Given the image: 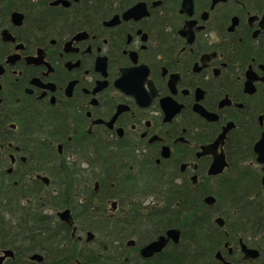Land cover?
Listing matches in <instances>:
<instances>
[{"label":"flooded vegetation","instance_id":"af4514ba","mask_svg":"<svg viewBox=\"0 0 264 264\" xmlns=\"http://www.w3.org/2000/svg\"><path fill=\"white\" fill-rule=\"evenodd\" d=\"M3 6L0 264H81L94 243L116 248L112 263L155 264L182 241L171 192L189 188L217 237L199 242L198 264H264L262 172L236 157L264 132V0ZM224 128L227 166L209 175L202 147ZM170 228L177 243L140 254Z\"/></svg>","mask_w":264,"mask_h":264},{"label":"trees","instance_id":"16d2710c","mask_svg":"<svg viewBox=\"0 0 264 264\" xmlns=\"http://www.w3.org/2000/svg\"><path fill=\"white\" fill-rule=\"evenodd\" d=\"M8 7L9 6L0 7V11L2 15H4ZM256 137L257 136L253 137L250 141H246V142L239 144V148L236 151L237 158H241L244 161L251 160L254 158L252 146H253V141L255 140ZM171 193H172L171 205L173 209L172 211L173 220H172L171 225L174 227L182 228L181 226V224L183 223L182 221H184L188 225V228H187V234L189 236L188 238L190 240L193 239L191 246L193 247V250H195L191 252V249H190L189 255L191 258L196 260L198 256V246L200 244L199 243L200 241L192 238L191 235L196 234V237H197V235L200 236V235L205 234V236L203 235V237H201V240L205 241L207 244L209 243L210 245L213 244L214 242L213 240L217 239V237H214L212 235L213 229L212 228L208 229V227H210V225L213 224L211 217L209 216L210 207H208L205 204H202L201 200L194 196V192L191 188L187 189V192L186 190L181 189L179 191L172 190ZM175 203L177 205L173 206ZM178 211L179 213L177 214L176 212ZM201 214L203 215V217L200 216ZM181 216L183 219L181 218ZM177 218H181L182 221ZM183 233H184V230L182 231V236H183L182 239L184 240L185 235H183ZM63 237L64 236L62 234V240H63ZM179 247H180L179 245L178 246L174 245L173 250H172V256H170L169 260H158L157 263L155 264H158L160 262H162L163 264H181L182 262H181L180 256L182 255V250L177 249ZM67 251L68 249L66 250V252ZM75 256L81 257L82 254L77 251ZM101 258L94 257L88 260V258L85 257L81 264H117V263H112L111 260H109V256L107 257L103 256ZM62 264H69V263H62Z\"/></svg>","mask_w":264,"mask_h":264},{"label":"water","instance_id":"95a60500","mask_svg":"<svg viewBox=\"0 0 264 264\" xmlns=\"http://www.w3.org/2000/svg\"><path fill=\"white\" fill-rule=\"evenodd\" d=\"M21 14L19 12H13L11 14V21L14 24H19L21 21ZM6 30L3 31V34L6 36ZM227 128H224L223 132L220 134V136L211 144H208L206 146H203L202 153L211 154L212 155V161L208 168V174L209 175H216L223 171V169L227 166V162L225 160L223 152H217L216 148L217 146L223 142V137L225 135V131ZM253 152L255 154V160L261 165V171H262V177H261V183L264 185V132L260 134V137L254 142L253 144ZM205 203L212 204L214 202V197L212 195H207L204 198ZM65 217V215H62ZM215 222L217 224H222L223 220L220 217H217L215 219ZM180 231L176 228H170L167 230L165 236H159L156 240H153L149 242L147 245H145L141 250L140 254L143 257H150L155 253H158L161 251V249L166 244L167 240H172L174 243H177L179 240ZM92 238V233L88 232L86 236V240H90ZM248 250H245V254H247ZM11 253V252H6ZM41 258V257H39ZM224 264H230L228 262H224Z\"/></svg>","mask_w":264,"mask_h":264},{"label":"rangeland","instance_id":"374dc122","mask_svg":"<svg viewBox=\"0 0 264 264\" xmlns=\"http://www.w3.org/2000/svg\"><path fill=\"white\" fill-rule=\"evenodd\" d=\"M250 170H251V173L253 174V175H255V173H259L260 172V170H259V165L255 162V161H253V164H252V166H250ZM229 174V173H228ZM215 186H218V181L216 182V181H211V186H210V188H212V189H210L211 191H213L215 194H217L219 197H223L222 196V191H220V192H218V190L217 189H215L214 187ZM222 186V185H221ZM225 197V196H224ZM223 197V198H224ZM183 230H184V233H183V235H185V238H184V240L182 239V242L179 244V248H177V249H179V250H181L182 249V255L180 256V259H181V264H198V256H197V258H196V260L195 259H193V258H191L190 257V249H191V252L192 251H195V250H193V247L191 246V243H192V240L193 239H189L188 237V234H187V228H188V225L187 224H183ZM208 229H209V227H208ZM195 233V232H194ZM85 234V233H84ZM107 235H116V233L115 232H112V233H108V232H105V231H102V230H100V231H98V232H96V236H97V238L98 239H100V240H103ZM204 236H205V234H203ZM203 235H200V236H198L197 235V237H196V234H193V235H191L192 236V238H194V239H197V240H199V241H201V237H203ZM183 237V236H182ZM188 238V239H187ZM116 248H112V249H108V251H103V247L101 246V245H97L96 243H94V244H88L86 247H83L82 248V250H84V252L85 253H89V256L90 257H96V256H105V257H107V256H109L112 252H114L115 253V250ZM183 252L185 253V254H183ZM170 256H172V252L171 253H169L168 254V257H167V259H164V260H169L170 259ZM160 262V261H159ZM162 262H160V263H158V264H161ZM166 263V262H165ZM143 264V263H142ZM163 264V263H162Z\"/></svg>","mask_w":264,"mask_h":264}]
</instances>
